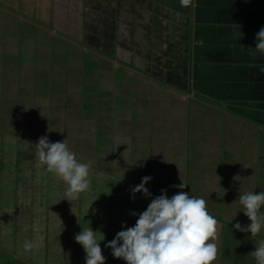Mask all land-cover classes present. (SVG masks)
<instances>
[{
	"label": "crops",
	"instance_id": "1",
	"mask_svg": "<svg viewBox=\"0 0 264 264\" xmlns=\"http://www.w3.org/2000/svg\"><path fill=\"white\" fill-rule=\"evenodd\" d=\"M5 1L0 264H85L75 235L89 226L105 236L106 264H126L105 244L182 181L219 221L213 264H255L264 232L234 225L250 224L239 194L264 191V56L238 44L264 26V0H43L37 14ZM198 8L213 41L200 49L191 43ZM45 135L91 162V189L78 200H64V183L39 166ZM145 176L151 196L133 199ZM41 235L43 246L23 250Z\"/></svg>",
	"mask_w": 264,
	"mask_h": 264
},
{
	"label": "clouds",
	"instance_id": "2",
	"mask_svg": "<svg viewBox=\"0 0 264 264\" xmlns=\"http://www.w3.org/2000/svg\"><path fill=\"white\" fill-rule=\"evenodd\" d=\"M181 7L194 5V0H179ZM255 52L264 56V26L256 34ZM264 72V69H261ZM35 156L39 166L47 173L59 178L65 185V199L70 203L78 200L82 193L91 189V162H83L77 158L67 142H50L47 135L41 136L35 143ZM152 179L142 177L141 183L131 189L132 198L142 193L146 198L151 196L145 186ZM188 185L182 181L173 187L181 189L170 198L167 189L151 199L147 209L138 214L132 227L122 224V229L114 239L105 244L116 259H123L126 264H213L220 254L219 221L210 214L207 201L203 197L189 195L183 191ZM239 204L250 224L241 226L239 222L234 229L251 233L256 237L264 232V191H248L240 193ZM132 215H137L133 212ZM75 235V241L85 252V264H106L101 241L105 236L94 231L90 226L81 227ZM44 236L35 241L24 240L22 248L29 252L43 246ZM255 264H264V239H260L252 251Z\"/></svg>",
	"mask_w": 264,
	"mask_h": 264
},
{
	"label": "rangeland",
	"instance_id": "3",
	"mask_svg": "<svg viewBox=\"0 0 264 264\" xmlns=\"http://www.w3.org/2000/svg\"><path fill=\"white\" fill-rule=\"evenodd\" d=\"M200 1L201 0L195 1L196 3H198L197 4L198 6L200 5ZM5 2L7 5L16 6V9L23 12V13H25V11L22 10L23 7L31 10L34 14L40 13L44 9L43 0H6ZM8 2H11V3H8ZM12 3H14V5ZM30 8H32V9H30ZM19 11H17V12H19ZM248 11H251V13L247 14V16H251L253 13V10H240V14L243 15L244 13H247ZM192 13L197 14V17L195 19L193 18L194 21L192 23V28H191V43L194 46L197 45L198 49H200V48H202V46H206L207 43H211L213 41L211 40V38L209 36L206 35L207 34L206 27L208 25L206 24V21H205L206 20L205 9H199V8L196 10L193 9ZM236 14H238V11L233 13V15H236ZM227 16H231L230 12H228ZM12 27H13V25H10V28H12ZM249 27H252V26H249ZM241 36H242V38H246V40L243 39L242 43L238 44V45L245 47V48L255 50L256 42H257L256 36H253L252 34H250V35L248 34L247 36H244V35H241ZM255 59H257V58H255ZM28 234L29 233L27 232L24 235H28Z\"/></svg>",
	"mask_w": 264,
	"mask_h": 264
}]
</instances>
